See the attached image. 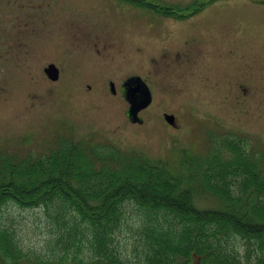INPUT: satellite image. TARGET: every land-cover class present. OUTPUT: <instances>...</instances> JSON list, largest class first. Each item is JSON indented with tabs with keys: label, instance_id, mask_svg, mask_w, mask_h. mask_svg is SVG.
Instances as JSON below:
<instances>
[{
	"label": "rangeland",
	"instance_id": "374dc122",
	"mask_svg": "<svg viewBox=\"0 0 264 264\" xmlns=\"http://www.w3.org/2000/svg\"><path fill=\"white\" fill-rule=\"evenodd\" d=\"M259 1L0 0V154L23 160L63 142H106L175 168L206 159L232 133L263 146ZM51 64L57 81L44 71ZM132 77L152 95L138 114L142 124L130 121L122 95ZM165 114L175 116L174 125ZM194 200L199 209L217 206L207 195ZM122 210L115 264H147L144 211L133 203ZM62 212L58 204L3 206L1 227L21 255L0 264H99L90 230ZM234 242L244 255V239Z\"/></svg>",
	"mask_w": 264,
	"mask_h": 264
},
{
	"label": "trees",
	"instance_id": "16d2710c",
	"mask_svg": "<svg viewBox=\"0 0 264 264\" xmlns=\"http://www.w3.org/2000/svg\"><path fill=\"white\" fill-rule=\"evenodd\" d=\"M33 155L18 160L1 152L0 210L9 202L58 204L90 230L96 263L117 261L113 234L122 207L133 203L144 211L147 264H264V145H251L247 136L232 133L206 159L175 168L106 142H63L47 156ZM203 195L217 206L199 209L194 198ZM235 238L246 242L244 255ZM19 255L0 223V260Z\"/></svg>",
	"mask_w": 264,
	"mask_h": 264
},
{
	"label": "water",
	"instance_id": "95a60500",
	"mask_svg": "<svg viewBox=\"0 0 264 264\" xmlns=\"http://www.w3.org/2000/svg\"><path fill=\"white\" fill-rule=\"evenodd\" d=\"M45 73L47 76L53 80L57 81L59 79L60 71L54 65L51 64L45 68ZM110 92L116 94V86L114 82H110ZM122 93L126 101L130 104L128 109V117L132 123L142 124L143 120L138 116L139 112L147 108L152 102L151 92L146 85V83L140 77H132L128 79L122 87ZM165 120L170 124L174 125L175 116L165 114Z\"/></svg>",
	"mask_w": 264,
	"mask_h": 264
},
{
	"label": "flooded vegetation",
	"instance_id": "af4514ba",
	"mask_svg": "<svg viewBox=\"0 0 264 264\" xmlns=\"http://www.w3.org/2000/svg\"><path fill=\"white\" fill-rule=\"evenodd\" d=\"M198 14H199V13H192V14H190L189 16L191 17L192 15L194 16V15H198ZM175 20H181V21H182L183 19H175ZM110 82H111V81H110ZM110 82H109V83H110ZM123 84H124V83H123ZM123 84H122V87H123ZM116 93H117V92H116ZM114 95H115V94H114ZM122 95H123V93H122Z\"/></svg>",
	"mask_w": 264,
	"mask_h": 264
}]
</instances>
